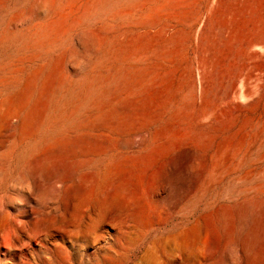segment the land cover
I'll use <instances>...</instances> for the list:
<instances>
[{
    "label": "rangeland",
    "instance_id": "obj_1",
    "mask_svg": "<svg viewBox=\"0 0 264 264\" xmlns=\"http://www.w3.org/2000/svg\"><path fill=\"white\" fill-rule=\"evenodd\" d=\"M41 1L0 0V264H252L264 0Z\"/></svg>",
    "mask_w": 264,
    "mask_h": 264
},
{
    "label": "bare ground",
    "instance_id": "obj_2",
    "mask_svg": "<svg viewBox=\"0 0 264 264\" xmlns=\"http://www.w3.org/2000/svg\"><path fill=\"white\" fill-rule=\"evenodd\" d=\"M66 1H67V0H66ZM69 1H70V0H69ZM85 1H86V0H85ZM88 1H89V0H88ZM95 1H96V0H95ZM103 1H104V0H103ZM108 1L111 2V0H108ZM132 1H133V0H132ZM139 1H140V0H139ZM139 1H138V2H139ZM142 1H143V0H142ZM159 1H160V0H159ZM41 2H42V4H43V3H44V4H47V3H54V0H42ZM57 2H58V1H57ZM59 2H60V1H59ZM96 2H97V1H96ZM104 2H105V1H104ZM130 2H131V1H130ZM136 2H137V0H136ZM30 3H31V2H30ZM38 3H39V2H38ZM62 3H63V1H62ZM66 3H68V2H66ZM69 3H70V2H69ZM76 3H77V2H76ZM80 3H81V1H80ZM82 3H83V1H82ZM84 3H85V2H84ZM93 3H94V2H93ZM116 3H117V2H116ZM116 3H114V4H116ZM134 3H135V2H134ZM141 3H142V2H141ZM160 3H161V1H160ZM160 3H159V4H160ZM44 4H43V5H44ZM55 4H56V3H55ZM71 4H72V3H71ZM101 4H102V3H101ZM101 4H100V6H101ZM104 4H105V6H107L106 3H104ZM104 4H102V5H104ZM109 4H110V3H109ZM109 4H108V5H109ZM128 4H129V3H128ZM128 4H126V5L128 6ZM153 4H154V3H153ZM153 4H152V5H153ZM48 5H49V4H47L46 6H48ZM61 5H62V4H61ZM67 5H68V4H67ZM111 5H112V4H111ZM117 5H118V4H117ZM119 5H120V4H119ZM152 5H151V6H152ZM32 6H33V5H32ZM52 6H53V5H52ZM65 6H66V5H65ZM72 6H75V5H72ZM72 6H71V7H72ZM93 6H94V5H93ZM97 6H99V4H98ZM59 7H60V6H59ZM71 7H70V8H71ZM147 7H148V6H147ZM61 8H62V7H61ZM70 8H69V9H70ZM72 8H73V7H72ZM103 8H104V7H103ZM103 8H102V9H103ZM106 8H107V7H106ZM106 8H105V10H106ZM114 8H115V7H114ZM145 8H146V7H145ZM37 9H38V8H37ZM43 9H44V8H43ZM47 9H48V7H47ZM81 9H82V8H81ZM91 9H92V8H91ZM93 9H94V8H93ZM93 9H92V10H93ZM112 9H113V7H112ZM147 9H149V8H147ZM38 10H39V9H38ZM51 10H52V9H51ZM56 10H57V9H56ZM75 10H76V9H75ZM107 10H108V9H107ZM110 10H111V9H110ZM49 11H50V10H49ZM58 11H59V10H58ZM100 11H101V10H100ZM108 11H109V10H108ZM137 11H138V9H137ZM30 12H32V11H30ZM46 12H48V11H46ZM50 12H51V11H50ZM70 12H71V9H70ZM74 12H75V11H74ZM74 12H73V14H74ZM77 12H78V11H77ZM91 12H92V11H91ZM93 12H94V11H93ZM95 12H96V10H95ZM95 12H94V15H95ZM98 12H99V10H98ZM98 12H97V13H98ZM101 12H102V11H101ZM104 12H105V11H104ZM138 12H139V11H138ZM61 13H62V12H61ZM68 13H69V12H68ZM121 13H122V12H121ZM124 13H125V11H124ZM90 14H91V13H90ZM92 14H93V13H92ZM100 14H101V13H100ZM144 14H147V13H144ZM144 14H143V17H144ZM60 15H61V14H60ZM60 15H58V17H60ZM63 15H65V13H63ZM63 15H62V16H63ZM96 15H97V14H96ZM87 16H90V18L93 17L92 15H87ZM91 16H92V17H91ZM98 16H99V13H98ZM98 16H97V17H98ZM54 17H56V16H54ZM58 17H57V18H54V20H55V19H58ZM128 17H129V16H128ZM131 17H132V16H131ZM141 17H142V16H141ZM90 18H89V19H90ZM95 18H96V17H95ZM95 18H94V20H95ZM116 18H117V17H116ZM138 18H139V17H138ZM144 18H146V16H145ZM75 19H76V18H75ZM89 19H88V20H89ZM123 19H124V18H123ZM134 19H135V18H134ZM45 20H46V19H44V21H45ZM52 20H53V19H52ZM70 20H71V19H70ZM85 20H86V17H85ZM88 20H86V21L88 22ZM90 20H92V19H90ZM98 20H99V19H98ZM107 20H108V19H107ZM125 20H126V18H125ZM46 21H47V20H46ZM55 21H56V20H55ZM55 21H54V22H55ZM92 21H93V20H92ZM104 21H105V20H104ZM120 21H121V20H120ZM130 21H132V19H131ZM42 23H43V21H42ZM88 23H89V22H88ZM90 23H91V22H90ZM90 23H89V24H90ZM39 24H40V23H39ZM49 24H51V23L49 22ZM82 24H83V22H81V25H82ZM34 25H36V24H34ZM59 25H60V24H59ZM59 25H58V26H59ZM61 25H62V24H61ZM86 25H88V24H86ZM86 25H85V26H86ZM50 26H51V25H50ZM78 26H79V25H78ZM98 26H99V25H98ZM131 26H132V25H131ZM33 27H35V26H33ZM46 27H48V24H47ZM46 27L44 28L45 30H46ZM56 27H57V26H56ZM56 27L54 26V28H56ZM39 28H40V27H39ZM39 28H38V29H39ZM41 28H43V26H42ZM48 28H50V27H48ZM54 28H51V29L53 30ZM76 28H77V27H76ZM125 29H127V28H125ZM125 29H124V30H125ZM32 30H33V29H32ZM40 30H41V29H40ZM52 30H50V31H52ZM83 30H84V28H83ZM127 30H128V29H127ZM27 31H28V30H27ZM35 31H37V29H35ZM35 31H34V32H35ZM46 31H47V30H46ZM46 31H45V32H46ZM78 31H79V29H78ZM90 31H91V30H90ZM39 32H41V31H39ZM43 32H44V31H43ZM86 32H87V30H86ZM5 33H6V32H5ZM25 33H26V32H25ZM28 33H29V32H28ZM28 33H27V34H28ZM52 33H54V32H52ZM52 33H51V35H52ZM72 33H73V32H72ZM91 33H93V31H92ZM11 34H12V32H11ZM29 34H31V33H29ZM32 34H33V33H32ZM37 34H38V33H37ZM47 34H49V33H47ZM69 34H70V33H69ZM94 34H95V33H94ZM94 34H93V35H94ZM44 35H45V34H44ZM72 35H73V34H72ZM83 35H84V34H83ZM87 35H88V36H87ZM87 35H85V36H87V37L90 36L89 33H87ZM33 36H34V35H33ZM33 36H32V37H33ZM68 36H70V35H68ZM68 36H67V37H68ZM36 37H37V36H36ZM38 37H39V36H38ZM44 37H45V36H44ZM64 37H65V36H64ZM82 37H83V36H82ZM87 37H86V39H87ZM94 37H96V35H94ZM94 37H92V35H91V38H93L92 40H94ZM99 38H100V37H99ZM107 38H108V37H107ZM26 39H27V38H26ZM33 39H34V38H33ZM33 39H31V40H33ZM36 39H37V38H36ZM41 39H43V38H41ZM10 40H11V39H10ZM20 40H22V39L20 38ZM37 40H38V39H37ZM39 40H40V39H39ZM39 40H38V41H39ZM87 40H88V39H87ZM38 41H37V42H38ZM89 41H90V40H89ZM18 42H19V41H18ZM31 42H32V41H31ZM59 42H60V41H59ZM59 42H58V43H59ZM92 42H94V41H91V45L93 44ZM20 43H21V42H20ZM35 43H36V42H35ZM106 43H107V42H106ZM84 44H85V43H84ZM94 44H96V42H95ZM24 45H26V43H25ZM33 45H34V44H33ZM33 45H32V46H33ZM51 45H53V44H51ZM54 45H57V44H54ZM84 46H85V45H84ZM99 46H100V45H99ZM47 47H48V49L50 48L49 46H47ZM92 47H93V46H92ZM92 47H89L88 49H90V48H92ZM22 48H23V47H22ZM22 48H21V49H22ZM34 49H35V48H34ZM39 49H40V48H39ZM31 50H33V49H31ZM31 50L29 51L30 53L32 52ZM46 50H47V49H46ZM92 50H93V49H92ZM23 51H24V50H23ZM34 51H35V50H34ZM36 51H38L37 48H36ZM39 51H40V50H39ZM24 52H25V51H24ZM29 52H28V53H29ZM47 52H48V51H47ZM32 53H33V52H32ZM37 53H38V52H37ZM41 53H42V52H41ZM26 54H27V53H26ZM38 54H39V53H38ZM42 54H44V53H42ZM30 55H31V54H30ZM30 55H29V56H30ZM32 55H33V54H32ZM36 55H37V54H36ZM20 56H21V55H20ZM23 56H24V55H23ZM27 57H28V55H27ZM33 57H34V56H33ZM22 58H23V57H22ZM22 58H21V59H22ZM18 59H19V58H18ZM24 59H25V58H24ZM24 59H23V60H24ZM30 60H33V59H30ZM30 60H29L28 62H31ZM26 61H27V59H26ZM16 62H17V61H16ZM19 62H21V60H20ZM14 63H15V62H14ZM24 63H25V62H24ZM11 66H12V65H11ZM15 66H16V65H15ZM15 66H14V67H15ZM20 66H22V65H20ZM16 67H17V66H16ZM18 67H19V66H18ZM22 68H23V66H22ZM22 68H20L19 70H21ZM7 69H8V68H7ZM10 69H12V67H11ZM24 69H25V68H24ZM17 70H18V69H17ZM19 70H18V71H19ZM5 71H6V70H5ZM8 71H9V70H8ZM23 71H25V70H23ZM12 72H13V70H12ZM21 73H22V72H21ZM23 73H24V72H23ZM7 74H8V73H7ZM10 74H11V72H10ZM5 76H6V75H5ZM17 76H18V75H17ZM11 78H12V77H11ZM18 78H19V77H18ZM18 78H17V79H18ZM0 79H1V78H0ZM4 79H5V78H4ZM9 80H10V79H9ZM14 81H15V80H14ZM5 82H6V81H5ZM6 83L8 84V82H6ZM9 83H10V82H9ZM12 83H13V82H12ZM4 84H5V83H4ZM4 84H3V85H4ZM13 84H14V83H13ZM0 85H1V84H0ZM23 86H26V85L24 84ZM32 86H33V85H32ZM1 87H2V86H1ZM21 88H22V87H21ZM26 88H28V87H26ZM30 88H31V87H30ZM30 90H32V88H31ZM29 97H30V96H29ZM1 101H2V100H1ZM0 104H1V103H0ZM3 106H4V104H3ZM20 106H21V105H20ZM1 108H2V107H1ZM4 108H6V107H4ZM3 111H4V110H3ZM11 112H12V113H16L17 110H16V112H13L12 110H10V112H9V113H10V116H11V114H12ZM0 113H1V112H0ZM2 113H3V112H2ZM16 114H17V113H16ZM7 115H8V114H7ZM0 116H1V115H0ZM8 117H9V116H8ZM15 117H17V115H16ZM10 118H11V117H10ZM0 119H1V118H0ZM13 119H14V117H13ZM15 119H16V118H15ZM17 119H18V118H17ZM10 120H11V119H10ZM7 121H8V120H7ZM14 121H17V120H14ZM5 122H6V121H5ZM5 122H4V123H5ZM17 122H18V121H17ZM2 125H5V124H2ZM10 126H11V125H10ZM10 126H9V127H10ZM13 126H14V125H13ZM6 127H7V126H6ZM10 128H12V127H10ZM45 159H46V158H45ZM38 161H39V160H38ZM40 161H41V160H40ZM28 164H29V163H28ZM31 164H32V163H31ZM31 164H30V166H31ZM37 164H38V163H37ZM32 165H33V164H32ZM48 165H49V164H48ZM48 165H47V166H48ZM57 166H58V165H57ZM27 167H28V166H27ZM49 167H50V166H49ZM55 167H56V166H55ZM29 168H30V167H29ZM43 168H44V167H43ZM56 169H57V168H56ZM30 171L33 172V173L35 174L36 171H37V170H36V166H31ZM57 171H58V169H57ZM37 172H38V171H37ZM34 174H33V175H34ZM36 174H37V173H36ZM39 174H40V173H39ZM55 174H56V173H55ZM37 176H38V175H37ZM48 176H50V175H48ZM48 176H47V174H46V175H45V178H47ZM51 176H54V175H51ZM43 177H44V176H43ZM57 178H58V177H57ZM57 178H56V181H57ZM52 179H54V178H52ZM58 179H59V178H58ZM48 180H49V179H48ZM49 181H50V180H49ZM33 197H34L33 195L29 196V198L27 199L28 202L32 203V201H33ZM28 206H29V205H28ZM31 209H32V208H31ZM32 211H33V209H32ZM33 212H34V211H33ZM1 215H2V214H1ZM9 217H10V216H9ZM3 219H4V218H3ZM1 220H2V218H1ZM162 225H163V224H162ZM2 228H3V227H2ZM85 232H86V231H85ZM8 233H9V234H12V233H13V230L10 229ZM255 234H256V233H254V236H255ZM11 237H12V235H11ZM4 238H5V237H3V239H4ZM51 238H52V237H51ZM104 238H105V237H104ZM6 239H7V238H6ZM53 239H54V238H53ZM100 239H101V238H100ZM66 243H67V242H66ZM48 244H49V243H48ZM84 244H85V243H84ZM11 246H12V245H11ZM253 246H254V242H251V243H248L247 246L244 245V248H245V250H246V247H247V249H249L250 251H252V250H253ZM28 248H29V247H28ZM24 249H25V248H24ZM1 250H2V249H1ZM28 253H29V252H28ZM28 253H27V254H28ZM138 253H139V252H138ZM147 253H148V251H147ZM147 253H146V254H147ZM128 257H129V256H128ZM128 257H127V258H128ZM249 257H250L249 260H250V262H251L252 264H260V263L264 262V248H260V249L256 250V252H255V253H251V254L249 255ZM178 258L180 259V262H182V261L184 260V257H183L182 254H180V256H179ZM18 260H19V259H18ZM206 260H207V258L202 259V260L199 262V264H206V263H205Z\"/></svg>",
    "mask_w": 264,
    "mask_h": 264
}]
</instances>
